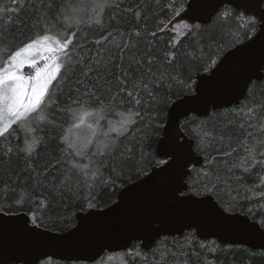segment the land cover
Listing matches in <instances>:
<instances>
[{"label":"trees","instance_id":"16d2710c","mask_svg":"<svg viewBox=\"0 0 264 264\" xmlns=\"http://www.w3.org/2000/svg\"><path fill=\"white\" fill-rule=\"evenodd\" d=\"M47 2L48 0H18L17 4L12 5L17 8V12L6 11L0 16V28L9 37L3 55H0V66L4 63V57L13 50H18V46L34 33H39L45 23L51 26L48 34H59L64 39L71 35L72 28L62 29L56 22L55 9L49 13L50 19L36 23L34 8L39 10L41 3ZM73 2L77 0H55V6ZM110 2L114 6L106 8L101 15L103 29L95 24L87 26L89 17L94 15L90 10L80 13L86 23L73 38V45L69 46V51H73L76 46L74 60L79 59V56L75 55L79 53L85 58L84 63H88L90 58L97 57V52L111 59L114 65L110 74L111 88L101 97L106 100V111L113 106L110 103L112 94L121 87L117 79L120 71L115 65L122 63L127 66L129 62L139 60L142 61L140 70L145 72L150 67L147 61L151 60L153 71H156L158 66L163 70L166 53L175 52L177 55L173 64L177 69L181 65L186 66L192 81L197 83L198 76L207 73L206 66L210 58H216L217 55L222 58L230 49L252 38L259 29V21L256 18L246 16L231 6L222 7L210 23L201 25L185 20L177 21L184 14L189 0H110ZM9 3L10 0H0V7ZM224 14H227V18H224ZM247 21L256 22L255 30L249 31ZM185 24L192 27V32L189 33L183 27ZM109 32L112 33L111 36H108ZM136 32L140 35L136 36ZM103 36H108V39L103 40ZM97 40H101V43H95ZM76 68L77 71L72 76V87H79L82 94L89 81L85 79L83 84H79L81 73L78 64ZM156 75L159 76V72ZM143 79L150 80L151 77L146 75ZM164 83L168 84L167 79ZM128 88L131 90V84ZM178 91H180L178 85H169L168 99L172 103L162 106V113L155 111L149 113L145 110L143 123L134 126L126 137L117 138L114 132L106 138L98 134V142H103L104 139L109 142L118 139L119 153L109 156L107 165L102 169V176L107 183L97 184L89 181L93 183L91 188L82 180L72 177L74 181L72 191L61 194L59 186L57 185V189L53 191L52 185L46 179L50 177L55 167H60L58 159H68L66 153L61 154L62 146L58 144V138L67 126L65 113L53 111V125L33 124L36 131L29 134L28 138L36 135L43 137V141L30 159L26 158L25 153L18 151L24 147L23 131L12 132L11 135L6 134L5 138H0V212L23 213L31 220L35 215L42 225L41 228L66 232L77 224L79 213L105 209L116 203L121 190L145 177L154 167L163 165L161 161H166L158 157L157 146L163 136L170 108L175 102L188 96L175 95L174 93ZM50 92L53 94V100L59 104L68 102L69 89L59 76ZM120 98L117 97V100ZM249 108H255L251 117L246 115ZM121 110L117 108V111ZM108 119H111V125L108 124ZM159 120H163V126L158 131H152L148 125L158 123ZM117 121L118 117H107L100 121V128L103 132H109L111 126L118 124ZM241 123L244 124V128L239 127ZM261 124H264V78L250 85L239 105L212 111L207 117L192 115L181 123V127L194 141L196 153L204 160L202 165L192 166L190 169L187 178L189 194L199 197L210 195L226 212L247 215L264 229L261 224V221H264V158L257 156L262 162L247 172L241 167L234 166L240 162L241 157L248 156L243 146L246 132L252 133V136L247 138L249 145L255 140L258 147V142L264 140V131L260 130ZM15 127L16 125H13V128ZM192 133L196 136L194 137ZM9 147L13 149L10 156L6 155ZM129 148L131 152L128 151ZM233 148L237 151L232 152L231 156L224 155ZM95 150L96 147L93 146L91 151ZM75 159L82 164H89L90 160H99L101 157L86 156L83 160ZM92 167L94 168L95 164ZM64 168H70V165H64L61 171H64ZM21 193L25 196V203H17ZM88 202H92L95 207L87 208ZM39 264H264V250L222 245L216 240H202L191 230L182 235L162 237L149 250L136 242L126 251L106 253L95 263H69L47 259Z\"/></svg>","mask_w":264,"mask_h":264},{"label":"snow or ice","instance_id":"6c2138e0","mask_svg":"<svg viewBox=\"0 0 264 264\" xmlns=\"http://www.w3.org/2000/svg\"><path fill=\"white\" fill-rule=\"evenodd\" d=\"M17 3L18 0H10L8 5L0 7V16L6 11L17 12V8L12 7L13 4ZM113 6L110 0H77V2L71 4L59 6H55V0H48L46 4L41 3L39 10L34 8L36 23L39 24L41 20L47 21L50 19L49 13L55 9L56 22L61 25L62 29L72 28L71 35L64 39L59 34H48L51 26L45 23L39 33H34L21 46H18V50H13L11 54L4 57V63L0 66V138H5L6 134L11 135L12 132L23 131L25 134L24 147L18 151L25 153L27 159L33 156L37 146L43 141V137H37L36 135H32L31 139L28 138L29 134L36 131L33 124L53 125V111L63 112L67 116L65 122L67 126L61 132L58 144L62 146L60 148L61 154L66 153L68 159H58L57 163L60 167H55L50 177H46L48 183L52 185L53 191L57 189L58 185L61 194L72 191L74 183L72 177H75L76 180H82L89 188L93 187V183H89V181L97 184L107 183L102 176V169L107 165L109 156L119 153V143L118 139H112L110 142L104 139L103 142H98V134L106 138L111 132H114L117 138L126 137L134 126H140L143 123V112L145 110L149 113L154 111L162 113V106L172 103L168 99L169 85L175 84L180 87V91L175 92V95H188L199 100L203 96L206 85L217 81L225 66L237 55V52H233L230 56L224 58L223 62H221L219 55L216 58H210L206 66L208 76L207 78L201 77L200 83L192 81L191 76L187 73L186 66L181 65L179 69L176 68V65L173 64V60L177 55L175 52L166 53L163 70L158 66L156 71H153L151 60L147 61L150 67L145 72H141L142 61L139 60L129 62L127 66L122 63L117 64L115 67L120 71V76L117 79L121 87L116 93L112 94L110 103L113 106L106 111V100L101 99V97L109 92L111 88L110 74L114 67L111 59L97 52V57L90 58L88 63H84L85 58L79 53H75L76 56H79V59L74 60L76 46H74L73 51H69V46L73 45V38L86 23L80 15L81 12L90 10L94 14L87 21L88 27L95 24L103 29L104 23L101 15L106 8ZM189 7L192 11H195L197 4L194 2ZM224 18H227V14H224ZM246 23L249 26V31L255 30V21H247ZM183 27L189 33L192 32V27L189 25L185 24ZM111 35L112 33L109 32L108 36ZM135 35L139 36L140 33L136 32ZM152 35L154 36L155 32ZM108 36H103L102 39L107 40ZM262 37H264V31L261 32L258 40ZM8 38L7 34L0 28V55H3V49L8 44ZM11 38L15 39L14 37ZM95 43L99 44L101 40H97ZM256 43L257 41H253L252 45ZM252 45H249V47ZM79 47H82V45H79ZM124 47H127V45H124ZM122 57L123 49H121V60ZM38 60L45 61L42 67H36ZM25 64L35 69L34 76H25L22 72ZM77 64L81 73L78 83L83 84L85 79L89 81L82 94L79 87H72V76L77 71ZM62 69L63 75H61ZM157 72H159V76L156 75ZM146 75L150 76L151 79L144 80L143 77ZM58 76L61 81L66 82L70 93L68 102L63 105L53 100V94L50 92V88H52L53 82L57 81ZM181 76L186 78L181 79ZM165 79H167L168 84L164 83ZM129 84H131V90L128 88ZM57 86L59 87V82ZM161 92H163V95H161ZM72 93L76 94L72 95ZM117 97L121 98L117 100ZM91 101H95V103ZM191 102V100H184L182 103H177L173 111L180 113L185 105ZM117 108L122 110L117 111ZM254 112L255 108H249L246 115L251 117ZM182 114L187 115V113ZM112 116L118 117L117 123L120 126L113 125L110 127L109 132H103L100 128V121ZM163 123V120H159L158 123L149 124L148 127L152 131H158ZM178 123L179 120L177 119V125ZM108 124H112L111 119H108ZM13 125H16V127L13 128ZM249 126L252 127L253 125ZM174 127L170 122L165 132L167 139L164 141L163 146L168 149L165 154L172 157V163L164 169L165 172L177 165L179 156L185 149V144L181 141L187 138L179 132L173 135ZM239 127L244 128V124L241 123ZM260 130L264 131V124L260 125ZM192 135L196 136L195 133H192ZM250 136H252V133L246 132L243 142L244 150L248 153V156L241 157L240 162L234 165L243 168L246 172L262 162L257 159V156L264 158V140L258 142V147L255 140L252 145H249L247 138ZM93 146L96 147L95 152L91 151ZM12 151L13 149L9 147L6 150V155L10 156ZM128 151L131 152V149L129 148ZM234 151H237V149L233 148L231 151L225 152L224 155L231 156ZM86 156H99L101 159L90 160L89 164H82L75 159L80 158V160H83ZM249 159L250 162H248ZM161 163H166V161H161ZM93 164H95L94 168L92 167ZM64 165H70V168H64V171H61ZM29 175L31 176L32 173ZM5 190H7L6 186ZM179 191L181 195L184 194L183 189ZM25 202V196L21 193L17 203ZM93 207L95 205L92 202L87 203V208L91 209ZM31 222L33 227L29 228L27 226L28 221L24 220L22 230L34 237H43L44 233L38 231L42 225L35 215L32 216ZM7 223L19 222L0 220V227ZM261 224L264 226V221H261Z\"/></svg>","mask_w":264,"mask_h":264},{"label":"water","instance_id":"95a60500","mask_svg":"<svg viewBox=\"0 0 264 264\" xmlns=\"http://www.w3.org/2000/svg\"><path fill=\"white\" fill-rule=\"evenodd\" d=\"M194 2L197 8L192 11L189 6ZM224 6L256 18L259 29L252 38L225 53L221 62L233 52L237 55L225 66L217 81L206 85L199 100L185 96L172 105L157 146L158 157L166 163L126 186L113 205L79 213L77 224L66 232L40 228L38 231L44 236L34 237L22 230L24 220L28 221L29 228L33 227L28 215L0 212V220L19 222L0 227V264H39L47 259L95 263L106 253L126 251L136 242L149 250L162 237L182 235L191 230L202 240L264 250V229L259 223L241 213L226 212L210 195L189 194L187 185L191 167L202 165L204 160L196 153L195 143L183 132L181 123L192 115L207 117L212 111L239 105L250 85L264 78V37L258 40L264 31V0H189L177 21L206 25ZM253 41L257 43L252 45ZM207 76L208 73L200 74L197 83ZM184 100L192 102L180 113L174 112L175 104ZM170 122L175 126L173 135L179 132L187 139L181 141L185 149L177 165L165 172L172 163V157L165 154L168 149L163 146Z\"/></svg>","mask_w":264,"mask_h":264},{"label":"rangeland","instance_id":"374dc122","mask_svg":"<svg viewBox=\"0 0 264 264\" xmlns=\"http://www.w3.org/2000/svg\"><path fill=\"white\" fill-rule=\"evenodd\" d=\"M44 63H45L44 60H38L36 67H42ZM22 72L25 74L26 77L27 76H34L35 75V69L32 68V67H29L27 64H25V66L23 67ZM115 126L119 127L120 125L119 124H116Z\"/></svg>","mask_w":264,"mask_h":264},{"label":"bare ground","instance_id":"6f19581e","mask_svg":"<svg viewBox=\"0 0 264 264\" xmlns=\"http://www.w3.org/2000/svg\"><path fill=\"white\" fill-rule=\"evenodd\" d=\"M221 9V8H220ZM195 116V115H194Z\"/></svg>","mask_w":264,"mask_h":264}]
</instances>
